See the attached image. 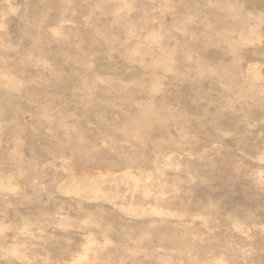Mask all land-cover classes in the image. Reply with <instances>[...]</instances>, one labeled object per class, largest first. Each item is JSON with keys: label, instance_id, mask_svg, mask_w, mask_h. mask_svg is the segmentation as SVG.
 <instances>
[{"label": "rangeland", "instance_id": "1", "mask_svg": "<svg viewBox=\"0 0 264 264\" xmlns=\"http://www.w3.org/2000/svg\"><path fill=\"white\" fill-rule=\"evenodd\" d=\"M0 264H264V0H0Z\"/></svg>", "mask_w": 264, "mask_h": 264}]
</instances>
